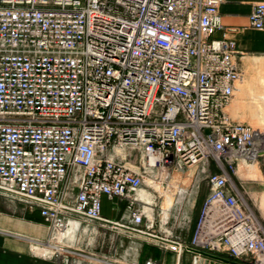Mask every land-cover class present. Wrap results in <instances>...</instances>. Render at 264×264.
<instances>
[{"label": "built area", "instance_id": "2783aa9c", "mask_svg": "<svg viewBox=\"0 0 264 264\" xmlns=\"http://www.w3.org/2000/svg\"><path fill=\"white\" fill-rule=\"evenodd\" d=\"M222 2L0 0V193L39 209L48 255L84 222L101 247L59 244L57 264H133L125 242L149 236L177 264L186 252L264 264V223L233 178L264 156V131L228 110L243 73L237 41L214 37ZM249 19L264 30V1ZM192 171L209 192L185 239Z\"/></svg>", "mask_w": 264, "mask_h": 264}, {"label": "crops", "instance_id": "0c3cea01", "mask_svg": "<svg viewBox=\"0 0 264 264\" xmlns=\"http://www.w3.org/2000/svg\"><path fill=\"white\" fill-rule=\"evenodd\" d=\"M261 1L264 0H223L219 7L223 29L216 31L214 35L215 38L226 35L237 41L236 58L243 73L241 81L252 82V92L258 91L261 85L259 81H264V30L252 27L249 19L254 6ZM237 90L238 86L235 94ZM258 113L252 112V119L258 117L260 114ZM249 167L256 177H260V171L255 165L251 164ZM105 203L109 201L106 199ZM259 208L264 213L262 195ZM192 231L194 232V229ZM49 235L50 228L39 209H30L23 203L13 201L0 193V264H57L56 260L49 257L50 253L48 255ZM125 245L121 253L125 252L131 262L135 263L140 244L129 246L125 242ZM145 247L144 253L148 252L149 257L141 259L142 262L152 258L159 264L170 263V256L162 255L158 248L151 247L149 243H146Z\"/></svg>", "mask_w": 264, "mask_h": 264}, {"label": "rangeland", "instance_id": "374dc122", "mask_svg": "<svg viewBox=\"0 0 264 264\" xmlns=\"http://www.w3.org/2000/svg\"><path fill=\"white\" fill-rule=\"evenodd\" d=\"M259 83H261V85H259L258 91L252 92V82L251 83L250 81L238 82L237 83L238 90L228 110L235 120L250 123L254 127L260 128L262 131H264V81H259ZM252 112L253 113L259 112L260 114L258 113L259 116L254 117V119H252ZM249 165L250 164L247 163H241L239 166L238 176L233 175V178L235 182L238 184L240 190L242 191L244 198H246L250 203V205L254 207L257 215L264 223V213H262L261 209H259L261 195L262 198H264V156L260 158L259 162L253 164L260 171V177H256L254 175L252 170H250ZM188 176H189L188 180L186 181L187 183H189L191 190H193L194 192L193 195L190 197V199L192 200V205L190 208V218L189 221L185 223L186 227L184 229L175 230L176 235L185 239H189L191 237L193 232L192 229H194V226L199 217V213L202 208L205 197L209 192V188L207 186V181L205 178H202L201 181H199L200 179L198 180L197 175L193 174V171L191 173H188ZM161 191H165V190L161 189ZM174 191H175L174 189H172L171 191L166 190L164 196H161L160 198L157 199L158 204L162 205L164 209L169 208L171 201L174 203L178 199V196L174 195ZM179 199L182 200V197H180ZM183 201H186V198L185 199L183 198ZM150 202L151 203L149 205L152 204V201ZM104 210L107 215L111 217H115V216L117 217V214L112 212V208L109 203H105ZM158 211H159V207H157V210L155 212L157 213ZM170 213H172L171 224H174L176 227L181 222L180 220L183 210L179 211L178 209V212H176V214L173 215V209H171ZM92 226L93 225L91 224L89 228L86 231H84V228L87 227V223L84 222L81 229L77 232L73 240H70V242L64 241V243H59V244L64 245L67 248L70 247L71 249L76 251L84 252L86 254H89L90 252H94V251L101 252V247L98 246L99 238L94 237L93 239L94 234H92ZM58 238H59L58 240L59 242L61 240L60 235L58 236ZM131 241L140 242L141 240L137 238L128 239L129 246L132 245ZM143 241L144 242L141 243L142 245H140V251L138 256L140 259H145L146 257H149L148 252L144 253L146 248L145 247L146 243H149L151 247L158 248L159 250H161L162 255L170 256V263L163 261L165 264H177V256L175 255V253L164 250L159 246H157L153 241L152 237L149 236L146 240ZM56 242H57L56 240L54 242L55 244H53V242L51 243L49 242L50 243L49 247L53 248L52 251H54L55 249L61 250L59 244H57ZM62 250L65 251L64 249ZM106 250H107L106 247H104L103 251ZM52 253H50V255ZM195 256L196 255H192L191 253L186 252L182 256L180 264H194Z\"/></svg>", "mask_w": 264, "mask_h": 264}, {"label": "water", "instance_id": "95a60500", "mask_svg": "<svg viewBox=\"0 0 264 264\" xmlns=\"http://www.w3.org/2000/svg\"><path fill=\"white\" fill-rule=\"evenodd\" d=\"M201 254L205 257L200 258L199 256H195V260H194V264H220L219 262H223V263H228V264H240L238 262L232 261L228 258L222 257V256H218V255H214V254H209V253H205V252H201ZM217 260V262H216Z\"/></svg>", "mask_w": 264, "mask_h": 264}, {"label": "bare ground", "instance_id": "6f19581e", "mask_svg": "<svg viewBox=\"0 0 264 264\" xmlns=\"http://www.w3.org/2000/svg\"><path fill=\"white\" fill-rule=\"evenodd\" d=\"M255 163H257V162H255ZM255 163H252V165L253 164H255ZM249 164V163H248ZM251 165V164H250ZM172 194V193H171ZM144 195V194H143ZM173 196V195H172ZM144 199H146V197L144 196ZM147 201L148 202H150L151 200L148 198L147 199ZM260 209V208H259ZM75 232H76V225H75V223H73L66 231H64L63 233H61L60 234V239H62L65 235H66V233L67 234H69V235H73V234H75ZM59 239V238H58ZM46 249V248H45ZM53 251H52V248L51 247H49V253H52ZM52 255V254H51ZM134 264V263H133Z\"/></svg>", "mask_w": 264, "mask_h": 264}]
</instances>
